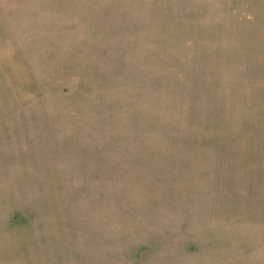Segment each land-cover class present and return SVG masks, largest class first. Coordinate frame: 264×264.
Returning a JSON list of instances; mask_svg holds the SVG:
<instances>
[{"label": "rangeland", "instance_id": "1", "mask_svg": "<svg viewBox=\"0 0 264 264\" xmlns=\"http://www.w3.org/2000/svg\"><path fill=\"white\" fill-rule=\"evenodd\" d=\"M0 264H264V0H0Z\"/></svg>", "mask_w": 264, "mask_h": 264}]
</instances>
